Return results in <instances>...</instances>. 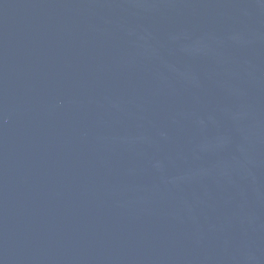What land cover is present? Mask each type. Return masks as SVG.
<instances>
[{"label":"water","instance_id":"water-1","mask_svg":"<svg viewBox=\"0 0 264 264\" xmlns=\"http://www.w3.org/2000/svg\"><path fill=\"white\" fill-rule=\"evenodd\" d=\"M0 264H264V0H0Z\"/></svg>","mask_w":264,"mask_h":264}]
</instances>
